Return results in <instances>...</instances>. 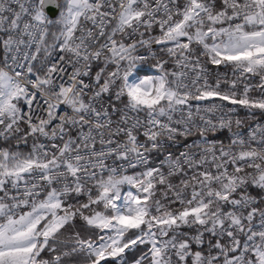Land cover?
<instances>
[{
	"label": "snow or ice",
	"instance_id": "snow-or-ice-1",
	"mask_svg": "<svg viewBox=\"0 0 264 264\" xmlns=\"http://www.w3.org/2000/svg\"><path fill=\"white\" fill-rule=\"evenodd\" d=\"M154 27L159 35H151ZM0 33V138L15 140L0 146V264H70L76 255L86 264H264V206L251 192L264 193V125L246 138L233 132L227 114L235 108L223 103L264 111V94L250 97L247 83L237 90L248 74L264 90V0H0ZM153 44L180 70L157 59L158 75L129 82L146 59L139 49L151 52ZM22 45L29 49L23 54ZM201 56L232 68L227 88L219 76L209 83ZM97 63L103 67L93 75ZM104 94L146 120L129 124L122 111L113 128ZM214 98L221 103L193 112L192 101ZM225 108L216 123L200 115ZM234 123L239 129L243 122ZM224 128L228 145L207 139ZM193 133L202 138L198 154L150 165L146 153ZM29 137L31 147L20 149ZM112 157L127 167L106 164ZM157 185L168 203L156 198ZM183 226H197L195 234ZM205 233L215 237L207 249Z\"/></svg>",
	"mask_w": 264,
	"mask_h": 264
},
{
	"label": "built area",
	"instance_id": "built-area-1",
	"mask_svg": "<svg viewBox=\"0 0 264 264\" xmlns=\"http://www.w3.org/2000/svg\"><path fill=\"white\" fill-rule=\"evenodd\" d=\"M12 8H14L15 10H19V6L16 4H12L11 5ZM26 18V17H25ZM55 19V18H54ZM0 37H4L6 38V33H0ZM133 39H139V37H130L126 40V42L131 43ZM25 40L27 41V37H25ZM101 42H103V39L101 38ZM194 48H196V53L198 54L200 49L196 46L193 45ZM29 49L25 48L24 45L21 46V54H23V52L28 51ZM33 50H34V45H33ZM151 52L156 53L155 58H153V56L151 55ZM151 52L147 50H141L139 51L140 55H143L146 57V59L142 62H137L136 66L132 69V72L129 76V82H132V78H135L138 73H142V72H156L158 73V70L155 68V62L157 59H163V60H168V64H166V68L169 71H179L180 69H177L175 64H174V59L175 58H170L167 55L165 56H161L157 50L153 47L151 48ZM193 59H195V56H193ZM4 60V52H3V48H2V44H0V63H2ZM201 63L203 64V66L207 69V72L209 74V83L211 84H215L216 78L217 76L220 77L221 79V88H227L229 86L228 83H225V81L231 82L233 79H235V77L233 76V70L230 66H225V65H220V66H216V65H212L211 63L206 61L205 57H200ZM98 64L101 63H97L93 66L92 68V73L93 75L95 74L96 71L99 70V68L96 69V66ZM68 71H71V68L68 69ZM185 71H187V69H185ZM193 75L190 73V76ZM85 81L87 82L89 80V78L85 77L84 78ZM103 82V81H101ZM189 82V81H186ZM202 83V81H201ZM247 83L250 86V92H249V96L253 97V98H260L262 96V94H264V90H262L261 87H259V85L261 84L260 81V77L259 76H252L251 74H248V78L247 79H241L240 82H238L237 84V90L242 92L243 91V87L244 84ZM105 107H107L111 113V119L113 120V125L112 127L115 128L117 125V122L119 121L121 115H122V111H127V115L129 117V124H131L133 119H140L142 121L146 120V114L144 112H140V113H136V112H132V111H128L124 109V104L121 101H116L115 96L114 95H108V94H104L103 96V100L101 101ZM101 102L97 103V107H99V104ZM213 102L215 103H221L218 99H212V100H206V101H192V106H193V112H195V108L197 106V104H199L202 108L203 107H208L210 106ZM227 105V107H234L235 111L233 113L227 114L228 116L231 117V119L233 120V125H232V131H240L241 134L246 138L247 137V133L251 128H255L257 124L260 125H264V111L260 110V109H246L240 105H231L228 104V102H223ZM118 109L119 111H115L113 112L112 109ZM65 107L62 106L60 111L63 112L65 111ZM185 111H187V109L185 108ZM227 113V108H225L223 111H216V112H209V113H205L203 111H201L200 115L205 116L207 119H211L214 123H216L218 121V118L222 115H225ZM180 113H176L174 114V119H180ZM239 118L242 120V124L240 126L239 129H237V127L235 126V120ZM196 122L200 123L199 117H195ZM122 126H126V125H122ZM87 129L85 128V131ZM141 133H142V129H141ZM23 134V133H22ZM73 137H75L76 132L73 131L72 132ZM116 137H114L115 139ZM231 132H229V130L227 128L224 129H217L216 132H209L207 133V139L211 142V141H215L217 144H220L221 142L224 145H228L231 141ZM119 139L123 140L124 137L121 135L119 137ZM139 139L140 141H144L145 137L140 134L139 135ZM202 138L199 136V134L197 133H193L191 136L185 138V137H177L175 141H167L164 140L163 144L164 147L157 149V150H153L149 153H146L149 163L152 166H161L162 162L165 160V158L171 154L174 157L179 156V154L181 152H185V151H191L193 153H199L201 151L200 148L196 147V143L198 141H200ZM10 142H13L15 144V140H12ZM43 143L48 144L49 142L47 140H42ZM58 142V141H57ZM7 143L4 141L2 138H0V146H5ZM28 143L32 144V138L29 137L28 142L25 144L23 142L20 143L19 146H26ZM252 147H259V145L255 142L252 143L251 145ZM95 147L97 149L100 148L99 143L97 142ZM166 149V150H165ZM106 164L108 165H113V166H121L123 165L124 167H127V162L126 161H121V160H117L115 159V157L109 158L106 160ZM142 166L138 167L137 169L141 170ZM137 169H128V172L132 171V170H137ZM161 170L165 173V175H167L168 172V167L166 164H164L161 167ZM98 171V170H97ZM71 179V178H70ZM171 182L173 184H178L179 180H180V176H173L170 178ZM252 195L257 197V206H264V205H260L259 201L260 200H264V193H261L258 189H251ZM254 223L256 225H259V218L257 217L254 221ZM186 228L183 229L182 231L187 232L189 234H195L196 232V227L197 226H185ZM209 241L212 240L213 242H215V237H212L210 234L205 233L204 235V240ZM195 245H193L194 247ZM208 247V243L206 245L207 249Z\"/></svg>",
	"mask_w": 264,
	"mask_h": 264
},
{
	"label": "trees",
	"instance_id": "trees-1",
	"mask_svg": "<svg viewBox=\"0 0 264 264\" xmlns=\"http://www.w3.org/2000/svg\"><path fill=\"white\" fill-rule=\"evenodd\" d=\"M159 34H160V30H159V28H158V27H154V29H153L151 35H159ZM147 35H148V34L146 33V37H147ZM161 47H162V46L155 45L154 48H155V49L158 51V53L162 56L163 53H160V51H161ZM141 50H147V48H142ZM139 51H140V50H139ZM109 66H110V65H109ZM99 67H103V64H102V63H101V64H98V65L96 66V69L99 68ZM112 68H114V69H112ZM109 69H111V70L113 71V70H115V67H111V68H109ZM9 143H11V144L14 145L13 142H9ZM9 143H7L5 146H8ZM30 147H31V144H30V143H28L26 146H19V148L22 149V150H24V151H27ZM136 171H140V170H139V169H137V170H132V171L128 172V174L130 175V174H132L133 172H136ZM163 190H164V186H163V185H157L156 198L161 199V201H162L163 203H168V201L165 200V199H163V197L161 196V191H163ZM125 191H126V187H125ZM170 197H171V193H169V198H170ZM79 199H81V200H85L86 197L82 195L81 197H79ZM172 206L178 208V207H179V204L176 203V204H174V205H172ZM75 224H76L77 228H79V229H81V231H83V229L81 228L82 221H80L79 219H77V220L75 221ZM185 228H186V227L183 226L181 230H183V229H185ZM69 232H71V229H69ZM207 242H208V241H207V239H206V240H205V243H204V245H203L204 249L206 248ZM195 247H196V246H194V248H195ZM140 250H142V251H146L147 249H146L145 246H140ZM129 255H131V254H129ZM68 260H69L70 264H86V257L83 256V255H76V256H73V257H69Z\"/></svg>",
	"mask_w": 264,
	"mask_h": 264
},
{
	"label": "rangeland",
	"instance_id": "rangeland-1",
	"mask_svg": "<svg viewBox=\"0 0 264 264\" xmlns=\"http://www.w3.org/2000/svg\"><path fill=\"white\" fill-rule=\"evenodd\" d=\"M156 44H153L152 45V48L155 47ZM142 49V48H141ZM141 49H139L141 51ZM158 52V51H157ZM160 53H163L162 56H165L167 55L166 52L164 51H160ZM111 67H114L113 65H110L109 68ZM108 68V71H112L111 69ZM114 69V68H112ZM123 68L121 69V72H123ZM159 73H156V72H151V73H148V72H142V73H138V75L135 77V78H132V82H138L140 79H144L146 77H150V76H156L158 75ZM126 187V190H127V186Z\"/></svg>",
	"mask_w": 264,
	"mask_h": 264
},
{
	"label": "water",
	"instance_id": "water-1",
	"mask_svg": "<svg viewBox=\"0 0 264 264\" xmlns=\"http://www.w3.org/2000/svg\"><path fill=\"white\" fill-rule=\"evenodd\" d=\"M49 12H50V16H51L53 19L58 15V9H56V8H51V9L49 10ZM158 46H161V45H158Z\"/></svg>",
	"mask_w": 264,
	"mask_h": 264
}]
</instances>
